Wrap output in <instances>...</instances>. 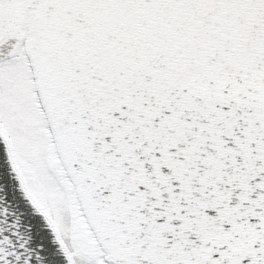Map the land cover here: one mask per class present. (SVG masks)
I'll return each instance as SVG.
<instances>
[{"label":"snow or ice","instance_id":"1","mask_svg":"<svg viewBox=\"0 0 264 264\" xmlns=\"http://www.w3.org/2000/svg\"><path fill=\"white\" fill-rule=\"evenodd\" d=\"M0 264H264V0H0Z\"/></svg>","mask_w":264,"mask_h":264}]
</instances>
